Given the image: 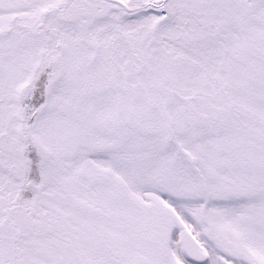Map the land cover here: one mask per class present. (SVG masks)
I'll use <instances>...</instances> for the list:
<instances>
[{
  "label": "snow or ice",
  "instance_id": "snow-or-ice-1",
  "mask_svg": "<svg viewBox=\"0 0 264 264\" xmlns=\"http://www.w3.org/2000/svg\"><path fill=\"white\" fill-rule=\"evenodd\" d=\"M0 264H264V0H0Z\"/></svg>",
  "mask_w": 264,
  "mask_h": 264
}]
</instances>
